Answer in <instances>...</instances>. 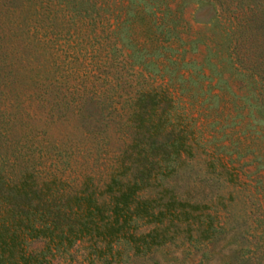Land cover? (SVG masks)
Returning <instances> with one entry per match:
<instances>
[{
    "label": "trees",
    "instance_id": "trees-1",
    "mask_svg": "<svg viewBox=\"0 0 264 264\" xmlns=\"http://www.w3.org/2000/svg\"><path fill=\"white\" fill-rule=\"evenodd\" d=\"M211 1L226 92L185 0H0V264H264V0Z\"/></svg>",
    "mask_w": 264,
    "mask_h": 264
},
{
    "label": "rangeland",
    "instance_id": "rangeland-1",
    "mask_svg": "<svg viewBox=\"0 0 264 264\" xmlns=\"http://www.w3.org/2000/svg\"><path fill=\"white\" fill-rule=\"evenodd\" d=\"M201 2H197V0H185V5L183 6V14L186 20V23H180L179 26V35L183 37L185 41H188L190 38L194 36L197 37L199 41H194V45L196 47V52L194 53H185V56H190L194 64L190 65V68H195L198 65H202L206 69V72L209 77H211V82L214 83L217 78L218 71L222 73L223 77L226 79V83H220L223 91L226 92L227 87L232 88V83L234 79L243 81L246 77L236 76V75H228V61L226 53L224 52V47L227 43L232 41L231 35H226V41H223V36L221 33L222 29V20L218 19V12H213L212 1L211 0H200ZM218 11V9H217ZM141 28V26H140ZM259 34V32H258ZM239 48L241 49V55L243 56L245 62H249L248 57L254 54H258L259 51V38L254 37L249 32L243 34V36H239L237 38ZM203 42V45L201 44ZM187 47L190 50V46L185 42ZM208 46L209 50H204L203 46ZM258 49V50H257ZM190 51H193L190 50ZM223 58V59H221ZM218 83V82H217ZM229 84V85H228ZM226 90V91H225ZM188 108H191L188 106ZM192 112V108H191ZM208 129V128H207ZM203 130L204 134H208V130ZM203 134V135H204ZM209 144V142H208ZM235 164H237L241 168H247L242 162H256L252 157L247 153L246 158H241L239 162L234 160ZM249 170V169H248ZM31 247H39L41 242L35 241L30 243ZM81 262V249L73 250V260L72 264H80ZM66 264V263H61Z\"/></svg>",
    "mask_w": 264,
    "mask_h": 264
}]
</instances>
